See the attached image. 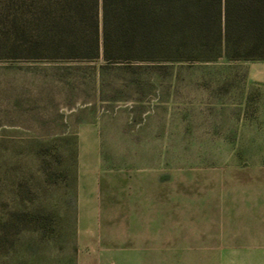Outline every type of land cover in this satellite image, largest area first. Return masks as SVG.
Listing matches in <instances>:
<instances>
[{
  "label": "rangeland",
  "instance_id": "1",
  "mask_svg": "<svg viewBox=\"0 0 264 264\" xmlns=\"http://www.w3.org/2000/svg\"><path fill=\"white\" fill-rule=\"evenodd\" d=\"M0 56V264H264V59Z\"/></svg>",
  "mask_w": 264,
  "mask_h": 264
},
{
  "label": "trees",
  "instance_id": "2",
  "mask_svg": "<svg viewBox=\"0 0 264 264\" xmlns=\"http://www.w3.org/2000/svg\"><path fill=\"white\" fill-rule=\"evenodd\" d=\"M0 54L264 59V0H0Z\"/></svg>",
  "mask_w": 264,
  "mask_h": 264
}]
</instances>
